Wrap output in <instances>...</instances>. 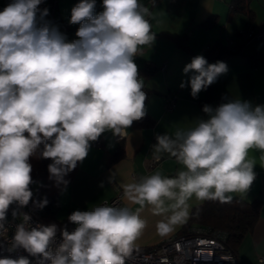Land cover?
<instances>
[{
    "label": "clouds",
    "instance_id": "9594fccd",
    "mask_svg": "<svg viewBox=\"0 0 264 264\" xmlns=\"http://www.w3.org/2000/svg\"><path fill=\"white\" fill-rule=\"evenodd\" d=\"M41 3L12 0L0 11V222L10 205L27 206L31 200L29 158L38 150L39 158L51 160L50 178L67 185L64 176L88 156L90 142L106 131L126 139L133 122L146 115L135 57L156 38L149 8L140 0H102L97 14L96 0H80L69 21L80 25L78 39L66 42L57 27L39 22L49 15L47 8H39ZM227 72L225 62L209 64L201 55L183 68L185 75L191 73L186 83L193 98ZM202 111L206 118L177 129L174 137H156L155 152L168 153L181 170L173 176L156 171L139 183L123 185L129 201L152 206L154 215L167 214L156 225L161 237L188 222L193 197L226 203L231 194L246 195L256 178L250 150H259L264 167V105L229 100L216 107L206 104ZM47 203L44 198L37 206ZM29 219L24 215L17 225L8 251L23 248L42 257L41 264H125L146 227L139 210L127 207L75 210L68 216L75 227L59 229L63 242L53 254L48 248L57 225L28 230ZM0 264L30 260L4 257Z\"/></svg>",
    "mask_w": 264,
    "mask_h": 264
},
{
    "label": "crops",
    "instance_id": "0c3cea01",
    "mask_svg": "<svg viewBox=\"0 0 264 264\" xmlns=\"http://www.w3.org/2000/svg\"><path fill=\"white\" fill-rule=\"evenodd\" d=\"M230 1L140 0L152 13L148 19L156 37L151 46H145L143 55L135 57L139 77L144 84L142 90L147 97L146 115L153 119V123L142 127L131 126L127 130L129 137L119 142L114 140L111 131L101 135L100 146L90 142L88 156L83 162H78L72 179L57 195L55 217L59 224L65 223L66 226L69 223L68 216L75 210H90L102 201L120 194L121 202L118 207H127L132 212L139 210L141 218L146 221V227L135 242L137 248H148L180 233L183 226L169 236L161 237L156 225L167 214L154 215L152 206L146 204L141 208L129 201L123 194V185L139 183L156 171L173 176L181 170L182 165L168 153L155 152L156 137L164 134L174 137L177 129L187 128L197 119L206 118L202 107L206 104L213 106V99L219 93L228 92L230 100L250 101L253 107L264 105V63L255 66L248 58L254 52L264 53V40H247L244 37L248 27L264 28V3H261L262 0L249 1L254 16L250 22L245 14L231 15ZM10 2L12 0H0V11ZM79 2L80 0H42L39 8H47L49 15L39 22L44 23L52 17L54 23L56 18L63 28L61 33L65 35L66 42H72L78 39L75 34L80 25L69 22L71 9ZM102 10V0H96L95 13ZM210 17L214 20L205 25L203 22ZM181 35H186L184 43L188 45L187 50L175 42V38ZM214 41L235 46L238 51L223 61L228 66V72L201 91L197 98H193L191 88L186 83L191 73L185 75L183 68ZM182 82L186 83L183 88L180 87ZM171 100L174 108L168 110L165 105ZM118 150L122 151L121 155L111 161V156ZM157 155L161 159L148 168L147 159ZM260 155L259 150L249 152V158L256 162V178L250 190L243 196L231 194L250 201L260 200L259 216L254 227L235 248L240 264H264L258 261V257L264 255V167ZM202 203L196 201L195 197L190 201L192 209Z\"/></svg>",
    "mask_w": 264,
    "mask_h": 264
},
{
    "label": "trees",
    "instance_id": "16d2710c",
    "mask_svg": "<svg viewBox=\"0 0 264 264\" xmlns=\"http://www.w3.org/2000/svg\"><path fill=\"white\" fill-rule=\"evenodd\" d=\"M250 0H231L230 1V13L235 15V13H242L248 16V19L251 20L254 18L252 11L249 7ZM54 26L58 28L60 32L63 31V28L60 22L57 19H54ZM214 20L213 17L208 18L203 23L206 25L209 21ZM213 22V21H212ZM186 35L177 36L175 42L178 43L184 50L188 49V45L185 44ZM239 49V48H237ZM238 51V50H237ZM235 46H230L226 43H221L214 41L211 46L201 53L207 62H217L224 61L228 56L237 53ZM249 60L253 63L252 65H261L264 63V53L254 52L249 54ZM153 123L148 115H145L139 121H134L132 126L142 127L149 126ZM43 148V145H40V149ZM121 149V148H119ZM122 151L118 150L111 156V161H114L119 158ZM29 162L32 165L33 171L31 173L33 183L30 185V189L33 192L32 198L38 202L46 198L48 203L43 208H40L36 205L34 208V216L44 223H54L58 227H63L65 223L59 224L56 221V209L58 207V198L57 195L60 189L65 186L64 184H57L55 178H50L48 172V164L51 163L49 159L39 158V150L37 153L29 158ZM76 169V168H75ZM75 169L69 172L64 176V180L70 181L75 173ZM259 205L260 200H247L238 196H233V199L230 202L221 203L219 201H203L201 205L195 206L192 209V214L188 222L182 227V230L179 234H183L191 229L193 226L204 227L211 230H223L226 232V245L233 252L241 241L243 236L250 231L259 216ZM20 205L18 203H13L10 205L6 217L12 218L13 212L15 215H18ZM137 248V247H136ZM134 248V249H136Z\"/></svg>",
    "mask_w": 264,
    "mask_h": 264
},
{
    "label": "built area",
    "instance_id": "2783aa9c",
    "mask_svg": "<svg viewBox=\"0 0 264 264\" xmlns=\"http://www.w3.org/2000/svg\"><path fill=\"white\" fill-rule=\"evenodd\" d=\"M46 22H50L53 26V18L51 17ZM244 37L254 40H264V28L248 27ZM208 46L204 47L206 50ZM231 99L228 92H221L213 99V106L216 107L221 103ZM166 108L172 110L174 108L173 101L166 102ZM112 133V132H111ZM116 142L122 138L114 137ZM95 145H101L99 138L94 142ZM155 157L147 159V167L151 168L157 164ZM121 202V195L116 194L115 197L109 200L102 201L99 205L108 204L109 206H118ZM38 205V201L31 198L27 206H20L19 214L12 218H7L0 222L4 224V228L0 229V258H19L24 256L30 260V264H41L42 257L31 256L23 248H16L14 251H8L12 244L18 224L23 223V216L28 215L29 221L25 224L26 229L30 230L39 224L49 225L52 223H44L34 216V208ZM58 227V226H57ZM66 227L69 231L74 229L75 225L68 223ZM62 227V228H64ZM61 227H58L56 237L51 241L48 251L55 254L60 243L63 242L60 234ZM226 232L223 230H211L199 226H193L183 234H175L164 239L161 243L148 246V248H136L132 254L126 258L125 264H240L236 252L230 250L226 245ZM204 241V243H200ZM258 261L264 262V255L258 257ZM43 264H51V261H43Z\"/></svg>",
    "mask_w": 264,
    "mask_h": 264
},
{
    "label": "rangeland",
    "instance_id": "374dc122",
    "mask_svg": "<svg viewBox=\"0 0 264 264\" xmlns=\"http://www.w3.org/2000/svg\"><path fill=\"white\" fill-rule=\"evenodd\" d=\"M261 3H264V0H262ZM240 17H242V16H240Z\"/></svg>",
    "mask_w": 264,
    "mask_h": 264
},
{
    "label": "snow or ice",
    "instance_id": "6c2138e0",
    "mask_svg": "<svg viewBox=\"0 0 264 264\" xmlns=\"http://www.w3.org/2000/svg\"><path fill=\"white\" fill-rule=\"evenodd\" d=\"M200 243H202V244H203V243H204V241H201Z\"/></svg>",
    "mask_w": 264,
    "mask_h": 264
}]
</instances>
